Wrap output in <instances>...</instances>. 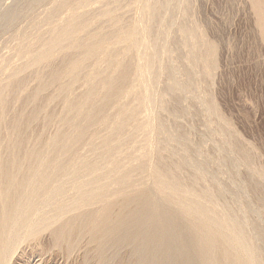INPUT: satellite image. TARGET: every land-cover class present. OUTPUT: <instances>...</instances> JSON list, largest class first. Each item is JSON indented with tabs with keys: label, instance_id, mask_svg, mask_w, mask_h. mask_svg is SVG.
Listing matches in <instances>:
<instances>
[{
	"label": "bare ground",
	"instance_id": "6f19581e",
	"mask_svg": "<svg viewBox=\"0 0 264 264\" xmlns=\"http://www.w3.org/2000/svg\"><path fill=\"white\" fill-rule=\"evenodd\" d=\"M25 1H28V6H25L27 10L24 7L22 10L20 6L14 7L15 9L1 17L0 20V25L10 27L16 24H13L15 19H12L13 15H17L18 12L20 14L29 12V16H31L37 12L38 8L45 7L47 4L46 11L43 8L44 13L39 11L40 13L30 17L27 25L21 26L13 35L14 37L12 36L15 46L12 47L8 44L10 46L9 50L7 49L9 55L4 53L8 57L0 55V264H29L32 258H43L51 253V257L60 253L59 256L62 255L66 261H69L84 240H86V245L83 247L86 249L84 256L86 264L92 261L102 264L110 262L114 256L113 253L122 249L127 253L124 252L123 256H118L116 264H264V257H262L264 235L261 233L262 231H253V228L252 232L248 231L249 228L247 229L241 222L243 219L238 220V214L234 210L231 211L233 208L226 211H221L219 208V211L217 203L221 198L218 197L224 193L219 187L221 182L218 181L219 185H215L217 196H215V190L211 192L210 188L206 189L200 186L203 181L199 180V172L192 180L191 185L187 186L186 183H183L184 181H180V176H176L178 166L176 170H174L175 166H173V170L168 169L167 161V167L163 166L164 162H161L160 165L161 159H158L159 166L155 167L153 165L155 162L151 164V161L146 165V161L141 160L146 156V152H142L145 149L141 151L142 148L139 150L142 153H139L140 156L137 157L141 158L140 164L138 166H136L138 163L131 165L134 161L132 159L135 157L132 149L137 142L136 134L151 126V121L147 123L150 114L145 116L146 119L142 118L144 115H140L142 110L147 115L149 110L145 107L152 105V107L150 106L152 109L154 99L157 97V95L154 99L149 97L151 99L148 98L149 103L152 100L153 102L144 105L145 94L143 96L140 86L142 77L138 79V76L134 75L135 78L131 76L132 72L140 73L138 64L135 65L133 62L136 59L133 58L136 51H139L140 46L145 42L141 38L142 32L147 31L141 29L137 21L125 23L126 21L120 19L119 12L122 4L130 3L132 0ZM179 2V0H166L164 5L158 0H151L152 14L150 15L155 19L164 8L177 9ZM258 2L259 0L256 3ZM22 4L24 5V3ZM95 4L99 5L98 10L96 7L98 13L92 14L91 9ZM255 7L257 8L256 5ZM93 10L95 12V8ZM253 12L255 11L253 10ZM22 14L24 15V13ZM259 14L263 19L261 20L264 28V10ZM23 15L22 17H24ZM25 15L28 14L25 13ZM25 20L27 22V19ZM98 23H105L104 26L107 24L106 30H101L104 29V26L101 25L100 31H94L97 29L95 25ZM173 24L174 22L171 21L167 27H162L165 29L163 35L166 36V32ZM163 39L165 38L162 37ZM149 46L152 45L149 44ZM152 47L148 49L152 51ZM195 47L198 52L195 49L194 52L196 51L195 53L198 54L201 50L199 51V46ZM211 50H213L212 47ZM203 51L200 52L201 59L206 58L202 55ZM197 54L194 55L195 58L200 57ZM154 55L156 52L153 55L150 52L144 65L148 66V73L157 75L163 68L162 64L155 65L157 57L155 58ZM57 56H62L63 61L60 59L61 57H58L62 63L58 69H55L57 65H54V62H57L55 61ZM212 58L210 59L212 60ZM201 59L199 60L203 62ZM199 60L195 64L199 63ZM211 60L207 62L210 66ZM204 62L202 64L205 65L206 62ZM173 68H168L171 82L168 80L170 84L167 82L169 84L167 90L173 91V93L180 91L183 93L180 94L185 95L184 92H188L190 89L187 83L192 85V81L189 79L187 83L180 79L177 81L176 76L179 74L175 69L178 68ZM45 73L48 74V78ZM140 76L142 75L140 74ZM31 81L36 84L34 89L33 84L32 88L29 87ZM180 81L186 85H181ZM146 83L153 82L146 80ZM149 85L151 84L145 86L148 88ZM78 86L81 87V92L78 90L80 93L76 94ZM50 88L57 90L52 93ZM47 91L51 95L45 96ZM176 92L174 94L178 99L180 94L178 95ZM182 95L179 97L181 100L183 99ZM54 101L62 102L63 111L61 110L62 112L57 114L51 110L52 107L49 108L55 113V116L56 114L61 115L56 116V119L52 118L54 114L48 118L46 115L45 124L50 127V124L56 123L57 129L55 128L53 131L55 134L52 133L53 135L50 134L51 136L45 139L46 136L43 137V134L46 133L45 129V132L41 131L40 133L39 131L37 139L36 133L34 137H31L29 131L32 124L30 125V123L34 122L33 124H35L36 121H41L44 112H46L45 106ZM29 106H33V111L28 115L26 112L32 110L31 107L30 110L27 109ZM50 110L48 111L52 113ZM140 119L145 120L140 121ZM152 128H148L150 132L154 131ZM149 130L147 131L149 132ZM164 130L167 131V128ZM164 130L162 131L165 132ZM155 131L163 136V133H160L161 130L160 132L159 129ZM169 133H165L167 135L165 139L169 138L170 140ZM152 136L156 135L153 133ZM30 137L36 139V142L33 139L32 143L35 142L33 146L30 145ZM177 137L179 134L176 139H178ZM149 138L151 137L149 136ZM173 138L175 137H172V142H174ZM182 138H179V141ZM160 139L163 140V138ZM176 139H174L175 142ZM182 141L184 142V140ZM168 143L169 141L167 142L169 146ZM176 144L178 145V143ZM136 148L133 151L136 152ZM161 148L160 146L159 149ZM160 151L159 153L163 154ZM247 156L248 154L246 158ZM197 158L199 160V157ZM149 160L151 159L149 158ZM188 161L185 163L190 164ZM183 162L181 163L183 164ZM182 164L179 161L177 165ZM193 164L195 166V163ZM191 166L190 169H187L191 170ZM203 174L206 173L203 171ZM203 174L201 173L202 176H207ZM138 175L141 177L147 175L153 184H149L147 187L149 179L147 182L146 178L142 181ZM184 178L186 177L184 176ZM188 178L186 179L188 180ZM199 181L202 182L199 183ZM204 182L206 185L209 183L208 181V183ZM201 185L203 186V184ZM150 186H153V189ZM213 189L215 188L213 187ZM153 192L156 197L153 196ZM263 194L262 192L261 196ZM157 199H160L165 205L163 208H159L160 205L158 207ZM221 202L220 200V206ZM66 261L64 262L66 263ZM68 261L67 263H69ZM84 262L83 264H85Z\"/></svg>",
	"mask_w": 264,
	"mask_h": 264
},
{
	"label": "rangeland",
	"instance_id": "374dc122",
	"mask_svg": "<svg viewBox=\"0 0 264 264\" xmlns=\"http://www.w3.org/2000/svg\"><path fill=\"white\" fill-rule=\"evenodd\" d=\"M150 1L151 0H132V2H130V3L122 4V7L123 6L124 7L123 8L121 7V10L119 12L120 13L119 14L120 19L124 22L126 21L125 23L137 21L139 23L141 29L147 30L146 32H142L143 34L141 35V38L145 42H143L144 44H142L140 46L139 51L138 50L136 51V53L138 52V54L135 53V56L133 58V59H136V60H133V62L135 63V65L138 64V67L140 68V73L135 74L134 72H132L131 76L132 77L134 75L138 76L137 77L138 79L140 77H142L140 80V86L142 87L141 90H143V96L145 94V96L143 97L144 105H148V104L152 103L153 100H152V102L150 101V103L148 100L150 98L154 99L155 96L157 95V97L154 99L155 101L153 102V108L151 109L152 105H150L151 107L150 106H147V107L144 106L149 111L147 110L148 113L146 115V114H144V110H142V114L140 116L144 115L142 117V118H144L145 116H148L150 114L151 116L150 115L148 116L149 118H147V123H148V121L149 122L151 121L150 125L153 128L151 126L148 128H150V129L152 128V129H154V131L155 130L158 131V129H159V132L161 130L160 133L161 134L163 133V136H161L156 131L154 132L153 130H151V132H150V130L147 127L145 128L146 131L144 129L139 131L136 134L137 142L135 143V145L137 144L136 145L137 148L134 145V149H132L133 155H135V157L132 159L134 161L132 162L131 165L133 166V165H136L138 163L136 165V166H138L140 164L139 161L141 158L139 159L137 157H139L142 152H146V154L145 153L144 154L146 156L148 155V157L145 156L144 159H141V160L146 161L145 162L146 165L150 164V163L153 164L155 162L153 165L156 167V166H159L158 165L159 162H160V165H161V162H164V163H162L163 166L167 167V163H168V166H169L168 169L170 168L172 170L174 168L173 166H175L174 170H176V167L178 166L179 168L178 167L177 168L179 170L178 169L176 170V174H177L176 176L177 177L180 176V178H179V179H181L180 181H184L183 183H186L187 186L191 185L192 180L195 178V176H197V174L199 172V174H198L199 180L202 179V181H203V182L199 181V183L202 182L201 184H203V186L201 184H200V186L203 188H206V189L210 188L209 190L211 192L215 190L214 191L216 194L215 196H217L218 193L216 190L217 189L216 186H218L219 182H221L219 187L224 191V193L222 194L221 197H218V198H221L218 200V203H217L219 206L218 209L220 208L221 211H226L228 209L230 210V208L231 209L233 208L231 211L234 210L235 213L238 214V220L241 221V219H243V221H241V222H243L242 224L245 225V227L247 229L249 228L248 231L249 230L251 231V229L253 228V231H258V230H259L258 232L262 231L261 233L264 235V218H263L264 217V204H263L264 203V199H263L264 194L261 196V193L262 192L264 193V191H263L264 190V182H263L264 181V38H263L264 28L262 25L263 19L260 18L261 15L259 14L260 12H263V10H264V9H262V8H264V7H262L264 5L263 4L264 0H261V1L259 0L258 3H256L257 0H255V1H253V0H188V1L187 0H179L180 1L178 3L179 7L177 9L171 10L168 8H164L160 12L159 16L156 17L155 19H153L152 16L150 15V14H152L151 10H150ZM158 1H160L161 3L163 2L162 4H164V5L166 4V0H158ZM22 3H24V5ZM146 3H148V4H146ZM49 4L50 3H48V5ZM255 5L257 6V8L255 7ZM18 6L22 7V10H23V7L26 9L27 7H25V6H28V1L26 2L25 0H0V20H1V17L5 16L8 12L10 13L11 10L15 9L14 7L18 8ZM46 6H47V4H46ZM46 6L45 7L42 6V7L38 8L36 10L37 12L36 13L34 12V14H32L31 16H29L30 15L29 12H21V14L19 12L18 13L16 12L17 13V15L15 14L16 17H15V15H13L12 19L15 18L13 20V22H14L13 24L16 23L17 25L16 24L11 25L12 28H10L11 26L6 27V26L0 25V44H1L0 46H2V47H0V51L2 50L0 52V55H4V53H5V55L6 54L9 55L8 54V52H9L8 47L10 48L9 45H12V47L15 46L14 41H13V37H14L13 35L16 34V31H18V29H20L21 26L27 25V23L30 21V19L33 17V15L38 14L40 12L42 13L45 10ZM96 7H98L97 8V10H98L99 5L95 4L93 6V8L91 9L92 14L98 13V11L96 12ZM43 8H44V10H43ZM94 8H95V12L93 10ZM126 10L127 11L129 10V11L127 12ZM253 10L255 12H253ZM260 10H262V11H260ZM22 13H24V15ZM25 13H27L28 15H25ZM254 14H255V16L256 15H259V16L255 17ZM22 15L24 17H22ZM168 15H169V18H168ZM27 16H29V17L27 18ZM141 18H142V20H141ZM25 19H27V22ZM257 20H259V21H257ZM171 21L174 22V24L166 32V36H165V35H163L164 30H165L164 28L167 27V25L170 24ZM25 22H26V24H25ZM194 22H195V24H194ZM257 23H259V24H257ZM104 24H102V23H98V25L96 24L95 28L97 27V29L94 30V28H93V30L94 31H100V29L102 28V26H104ZM191 25H192V27H191ZM106 26H107V24L103 27L104 29H101V30H106L105 29V28H107ZM151 26H152V28H151ZM196 26L198 29L196 28ZM157 27H158V29H157ZM162 27H164V28H162ZM188 28H190V29H188ZM182 30H183V32H182ZM185 30L188 31V32L186 31L187 34H186V32H184ZM5 31H7V32H5ZM159 31H161V32L159 33ZM189 31H191V32H189ZM192 31H193V33H192ZM47 33H45V34L47 35ZM160 34H162V35L159 36ZM155 35H156V37H155ZM185 35H187V36H185ZM162 37L165 39L162 40ZM9 39L12 40L13 43ZM151 40H153V41L156 40V41L153 42ZM193 40H194V42H193ZM202 41H204V42H202ZM149 42H151V43H149ZM147 43H149L153 47L149 46V44H147ZM4 45H5V47H4ZM6 45H7V48H6ZM194 45L199 46V48H200L199 51L201 50L200 52H202L204 50L203 51L204 53H202V55L205 56L206 58L208 57L207 58L208 60H211L210 58H212V56H213V58L211 60L212 63H211V61H209L211 63V66H210V64L208 65V63H207L208 60L206 58L203 57V59H205L206 61L201 59L202 56L200 55L201 54L200 52L198 54L195 53L196 51L198 52V50H196V47ZM209 45H210V47H209ZM149 47H152L151 48L152 51H154V50H156V51H154L152 53V51L149 50L150 49ZM162 47H163V50H162ZM201 47H202V49H201ZM211 47L213 48V50H211ZM156 48H158V49H156ZM188 49H189V51H188ZM191 49H193V50L191 51ZM194 49L196 50L195 52H194ZM207 49H210L211 52H210V50H208L209 51V53H208ZM212 51H214V52H212ZM139 52H141V53H139ZM148 52H149V55H150V52H151V55L155 54V52H156L157 56L156 55H154V56H155V58L157 57L158 59L157 58H156L157 60L155 59V61H156L155 65L159 64V66H160L162 64L161 67L163 68L162 71H159V72H161L160 74L158 73L157 75H152L150 72L148 73V71H149L147 68L148 66L146 64H145L146 66L144 65L146 58H148V56H149V55L147 56ZM192 52L197 54L198 56L200 55V57L195 58V56H194L195 54H193ZM5 55H4V57H8ZM58 57L59 56H57V58ZM60 57L59 58L62 59V61H63L62 56H60ZM57 58L55 59V61H57V62H54V65L55 64L57 65L55 67V69L56 68L58 69L60 67L59 65H61V63H62V61L59 58H58L59 59L58 60ZM199 59H201L203 62L205 61L206 62V63L204 62L205 65L202 64L203 62H201ZM198 60L201 62V64H199L200 62L195 64V62H198ZM59 61H61V62L59 63ZM206 64L208 67L206 66ZM169 65L171 68H173V67L178 68V69H175V70H177V74H179V75H177L178 78L176 76L177 81H179V79L182 80L183 82H186V83H187V81L189 82V80L192 81V82L190 81L192 85H190V83L189 84L187 83V85L190 88L188 90V92L191 91V89H192V91L190 93L185 91L184 94L185 93L186 94L182 95L183 94L182 92H180V91L176 92L175 91L178 95L180 93H182V94H180V95H182V98H183L182 100H181V98L179 99L180 95L178 96V99H177L176 98L177 95L174 94L175 92L173 93V91L167 90L168 89L167 86H169V84H170L169 81L171 82V77H170L171 75L168 72V68H170ZM164 67H166V68H164ZM165 69H167V70H165ZM142 70L144 72L147 71V73H144ZM180 70H181V72H180ZM45 74H47V73H45ZM140 74L142 76H140ZM46 77L48 78V74ZM148 77H149V79H148ZM133 78H135V77H133ZM143 78H144V80H143ZM191 78H193V79H191ZM146 80H147V82L150 81L153 83H146ZM182 81H180V84L186 85V83H184V84L181 83ZM30 84H29V87L32 88L34 85V87H33V89H34L36 84L35 83L33 84L32 81L30 82ZM146 84L147 85L151 84V85H149L150 87L148 86V88H147L145 86ZM153 84H154V86H153ZM143 86L146 87L150 91H148ZM190 86L191 87L193 86V87L191 88ZM195 87L196 88L198 87V89H196ZM51 88L49 90H52L51 91L52 93H54V91L57 90V89L55 90V88H53V89H51ZM77 88L78 89H76V87H75V89L77 90V91H75V93L79 94L81 92V87L78 86ZM151 88H153V89H151ZM29 90L32 91V89H29ZM155 90H157V91H155ZM48 91L46 92L45 96L52 94L50 91L49 92L51 94L48 93ZM158 93H160V94H158ZM195 94H196V96H195ZM165 95H166V97H168V96L169 97L166 98ZM146 97H147V99H146ZM177 100H179V102H177ZM145 101H147V102H145ZM55 102L56 101L52 102L54 104L51 103L50 105L47 103L48 105H46V106H48V107L45 106L46 112H44L43 117H42L43 119H41V121H43V120L45 121V122L43 121L44 123L42 122L43 124L46 123V121H47L46 118L53 116V114H54V116L52 117L53 119H56V116L58 117L61 115V114H59V115H57V114L61 113L63 111L62 102L61 101H57L56 103ZM60 104H61V106H60ZM161 106H162V109H161ZM30 107L32 108L33 106H29L27 109L30 110L29 109ZM212 107L216 109V110L214 109L215 112L213 111ZM49 108H51V110H53L54 112L57 113L56 116H55V113L53 111H51ZM46 109L50 110L52 113H50ZM207 109H208V111L209 110L210 111L208 112ZM211 110H212V112H211ZM31 111H33V108H32V110H30L29 112L27 111L26 113L28 114ZM145 112H146V110H145ZM209 113H213V114L209 115ZM46 115H48V116L46 117ZM145 119H146V117H145ZM145 119H143V120H145ZM141 120L142 119H140V121ZM41 121L40 120L36 121L38 123L35 122V124H37L35 127H34L35 124H33L34 122L30 123V125L32 124V128L30 126L31 130L29 131V134H31L30 135L31 137L32 136L34 137L35 136L34 134L36 133L37 135L35 137L37 139V136L41 133V131L45 132V129H46V133L49 134V135H47L46 133H45L46 135L43 134V137L46 136V137H44L45 139H47V137H50L51 136L50 134H52V133L55 134V132H53V131L57 127L55 125L56 123L50 124L51 125L50 127L52 128L54 125V128L49 129L50 128L49 125L45 124L46 126L49 127V128L48 127L46 128L45 125L44 126L42 125ZM160 126H161V129H160ZM37 127L39 128V130ZM165 128H167V131L164 130ZM35 130H37L38 132L37 131L35 132ZM147 130H149V132ZM162 130H164L165 132H163ZM39 131H40V133H39ZM143 131H145L147 134L145 132H144L145 134L142 133ZM140 132H141V135H140ZM177 132L179 134V137H177L178 139H176V136L178 135ZM149 133H150V135H149ZM153 133L156 136H152ZM165 133L166 134L169 133L168 136L169 137L171 136L170 140H169V138H167L169 141V143H168L169 146L167 145V142H168L167 139H165L167 137V135ZM180 135L182 137L183 136L184 137L182 138ZM149 136L151 138L152 137H154V138L151 139V138H149ZM31 137H30V141H31L30 145L33 146L34 143L36 142V139L31 138ZM172 137H175V138H173L174 142H175L174 139H176L178 142L177 141L175 143L172 142L171 141ZM160 138H163V140ZM179 138L180 139L182 138V140H184V142L182 140L179 141ZM185 138H187V140H185ZM33 139L35 140L34 143H32ZM140 139H141V142H140ZM157 139H159L160 141ZM147 140H148V142H147ZM171 142H172V145L170 144ZM185 142L188 144V147H187V144L186 145L184 144ZM139 143L141 145H138ZM148 143L150 144V146ZM176 143H178V145ZM181 143L183 145L182 147H181ZM174 145H176V146H174ZM82 146H81V148H83ZM160 146L162 147L161 149H159ZM171 146H173V147H171ZM235 146L238 149H236ZM157 147H159V148L157 149ZM186 147H187V149H186ZM135 148H136V152L133 151V150H135ZM176 148H177V151H176ZM181 148H183V149H181ZM140 149H141V151L143 149H145L146 151L143 150L141 152V151H139ZM156 149H157V151H156ZM159 150H161L160 152H162L163 154L159 153ZM187 150H189V151H187ZM240 150L242 151V153ZM177 152H179V153H177ZM136 153H138V154H136ZM149 153L150 154L152 153V154L150 155ZM195 154L197 157H199V160H201V161H199L197 157L195 160ZM247 154H248V156L246 158ZM149 155H150V157H149ZM172 155L175 157H173ZM151 156L153 159L151 158ZM135 158H137V159H135ZM149 158L151 160H149ZM163 158L165 160H162ZM183 158H186V159L188 158V159L184 160ZM158 159H161V160L159 161ZM181 159H183V160H181ZM236 159L238 162L236 161ZM149 161H151V162L149 163ZM166 161H167V163H166ZM179 161H180V164H182L181 162H183V161L184 162L182 165H177ZM185 161L190 162V164L188 162L187 163L190 166L192 165L191 166L192 168H194L195 166H196V168H194L193 170L191 168L192 171L189 170L190 166L188 164H186ZM171 162H172V164H171ZM134 163H136V164H134ZM193 163H195V166ZM200 163L203 165H201ZM196 164L199 166H197ZM153 165H148V166H153ZM136 166H134V167H136ZM233 166H234V168H233ZM187 168H189V169H187ZM197 168L198 169L200 168V169L198 170ZM180 171H181V173H180ZM203 171L206 174H203ZM177 172H179V173H177ZM191 172H193V173H191ZM194 172H196L195 173L196 175L194 174ZM201 173L203 175H207V176H202ZM138 176L140 179L142 178L141 179L142 181H144L146 178L147 180H145V181L147 182L149 179L147 175H145V176L142 175V177H141V175H138ZM184 176L186 178L190 177V178H188V180H190V181H188L186 178H184ZM206 177L208 180L206 179ZM139 178H136V179H139ZM210 179H212V180L209 181ZM204 181H206V182L208 181L209 183L208 182L207 183L209 185L207 184L208 185L207 186ZM214 183H216V184H214ZM149 184H151V185L153 184L152 181L150 182V179H149V182L146 184L147 187H149L148 186ZM212 184H214V185H212ZM223 186H224V188H223ZM152 187H151V189H153ZM213 187L215 189H213ZM226 189H227L228 193L226 192ZM214 192H213V194H214ZM225 193H226V197H225ZM153 196L156 197L155 193L153 194ZM224 198L227 200L224 201L225 200ZM260 199H261V202H260ZM220 200L222 202L224 201L223 203L221 202V206L219 204ZM227 201H228V203H227ZM157 203H158V207L160 205L159 208H161V207L163 208V206H165L160 201V199L159 200L157 199ZM229 204H230V206H229ZM262 205H263V207H262ZM220 209H219V211H220ZM244 214H245V217H244ZM246 223H248V224H246ZM255 223L258 225H256ZM85 245H86V240L83 241L80 248L75 252L72 259H70L69 261L67 260L69 263H67L65 257H63L62 255L59 256L60 253L55 255L54 257H51L52 256V253H51V255H49V254H48V256L46 255L50 259H48L46 256L43 258H39V259H38V257H35V258H32L30 260L32 263L30 262L29 264H35V263L36 264H48V263L49 264H53V263L54 264L55 263L56 264H58V263L59 264H71V263L72 264L73 263L78 264L79 263L80 264L81 262H82L81 264H83V262L85 260L84 256H85V250H86L83 247H85ZM80 250H81V252H80ZM122 250H120L119 252H117V251L114 252L115 254L113 253V255H114L113 257L111 255L112 258H111V261L110 260L109 261L112 263L107 261V263H104V264H113V263L116 264V260L118 259V256L119 257L123 256L124 252L126 251V250H123V251ZM126 253L127 252H125V254ZM79 254H80V256H79ZM75 255H77V256H75ZM59 257H60V259H59ZM262 257H264V254L262 255ZM44 261H46V262H44ZM52 261H54V262H52ZM64 261H66V263ZM91 263L94 264L95 261H92ZM91 263H89V264H91ZM95 264H102V263H95Z\"/></svg>",
	"mask_w": 264,
	"mask_h": 264
}]
</instances>
